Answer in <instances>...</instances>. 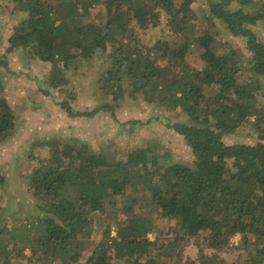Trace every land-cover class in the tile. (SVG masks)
<instances>
[{
  "label": "trees",
  "instance_id": "1",
  "mask_svg": "<svg viewBox=\"0 0 264 264\" xmlns=\"http://www.w3.org/2000/svg\"><path fill=\"white\" fill-rule=\"evenodd\" d=\"M10 1L21 18L6 52L50 65L60 110L117 122L113 104L138 100L152 116L117 123H164L191 161L161 163L149 147L116 158L107 153L111 140L97 148L78 139L33 142L26 187L38 214L21 231L8 229L0 195V264L15 253L26 264H264V0H204L201 16L193 0ZM221 29L241 46L221 44ZM192 52L203 66L189 62ZM78 53L107 63L98 79L106 100L85 111L70 106L63 75ZM240 128L252 142L226 144ZM15 130L0 88V145ZM4 182L0 175V189ZM234 236L238 255L228 263L218 252ZM189 244L197 257L183 260Z\"/></svg>",
  "mask_w": 264,
  "mask_h": 264
},
{
  "label": "rangeland",
  "instance_id": "2",
  "mask_svg": "<svg viewBox=\"0 0 264 264\" xmlns=\"http://www.w3.org/2000/svg\"><path fill=\"white\" fill-rule=\"evenodd\" d=\"M193 6L201 16L202 9L205 8L204 0H193ZM96 12L97 8L92 11V13ZM20 18L21 15L13 8L10 0H0V56L5 58L7 63L6 68L0 66V88L2 96L6 98L16 118L15 134L6 143L0 145V175L5 179L0 189L1 206L4 209L8 229L19 232L29 222V216L38 214L36 201L26 187V175L36 165L35 161L28 160L32 143L35 141L78 139L82 142L86 141L91 148H97L100 144L111 140L116 143V146L110 145L108 147L110 151L107 153L116 158L123 157L125 153L119 150L149 147L153 152L161 155V163L165 161L190 163L191 156L182 138L166 128L164 123L152 120L144 126L133 125L134 127H130L133 132L128 126L120 125L131 119L146 120L152 116L151 107L138 100H121L113 104L117 109V122L120 124L108 115L85 119L69 117L60 110L56 103L59 99L58 89H51L48 86L50 65L31 60L20 50L6 52L7 38ZM258 31L264 38V24L259 26ZM220 40L221 44L228 47L241 46L239 40L229 36L222 29ZM187 59L197 67L204 64L193 52ZM106 67L105 56L83 59L78 53L73 61L72 69L64 70L63 75L68 82L67 88L74 95L73 100L66 99L73 110H90L106 100L98 86V79ZM170 115L168 117L172 120L178 118V114ZM224 142L228 145L250 144L252 139L247 135V131L240 128L234 134L226 135ZM107 145L108 143L105 147ZM41 155L45 156V151ZM95 227L96 231L100 228L99 225ZM157 235V232H152L148 238L153 241ZM239 240V236H234L230 240L229 248L218 252L225 262L236 261L238 252L234 250V247ZM93 244H95L94 241L90 246ZM197 252L196 247L189 244L182 251V259L196 258ZM16 255L17 253L12 256L10 264H26L24 258L14 257ZM24 255L29 256V250H25Z\"/></svg>",
  "mask_w": 264,
  "mask_h": 264
}]
</instances>
